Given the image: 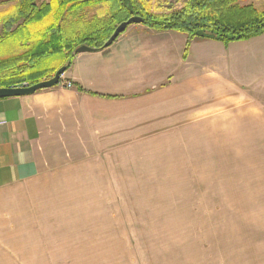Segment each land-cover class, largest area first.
Wrapping results in <instances>:
<instances>
[{
	"label": "crops",
	"instance_id": "1",
	"mask_svg": "<svg viewBox=\"0 0 264 264\" xmlns=\"http://www.w3.org/2000/svg\"><path fill=\"white\" fill-rule=\"evenodd\" d=\"M74 56L72 89L0 100V264H38L21 235L75 187L131 180L142 155L193 153L190 139L264 137V100L239 70L264 65V35L226 45L142 23Z\"/></svg>",
	"mask_w": 264,
	"mask_h": 264
},
{
	"label": "rangeland",
	"instance_id": "2",
	"mask_svg": "<svg viewBox=\"0 0 264 264\" xmlns=\"http://www.w3.org/2000/svg\"><path fill=\"white\" fill-rule=\"evenodd\" d=\"M143 1L163 16L188 0ZM246 4L264 9V0ZM15 7L0 3V19ZM88 16L70 34L86 38L99 21L111 20L93 9ZM3 34L0 23V39ZM23 51L5 40L0 60ZM47 65L61 69L55 60ZM245 67L240 75L253 81L264 100V65L250 59ZM187 142L180 149L193 153L165 154L163 160L142 155L131 180L75 187L69 202L38 217L36 232L21 235L37 247L38 264H264V137ZM15 236L8 241L17 242Z\"/></svg>",
	"mask_w": 264,
	"mask_h": 264
},
{
	"label": "trees",
	"instance_id": "3",
	"mask_svg": "<svg viewBox=\"0 0 264 264\" xmlns=\"http://www.w3.org/2000/svg\"><path fill=\"white\" fill-rule=\"evenodd\" d=\"M248 0H188L178 11L155 15L146 9L143 0H51L40 5L35 0H0L16 3L5 18L3 38L24 50L0 60V89L19 88L49 80L58 68L73 59L81 45L103 48L120 24L140 17L143 24L160 31H176L190 41L215 40L228 45L264 35V9L259 10ZM111 15V20L98 23L86 38L70 31L84 27L79 22L89 18L91 10ZM91 20V19H90ZM42 28L41 32L37 29Z\"/></svg>",
	"mask_w": 264,
	"mask_h": 264
},
{
	"label": "water",
	"instance_id": "4",
	"mask_svg": "<svg viewBox=\"0 0 264 264\" xmlns=\"http://www.w3.org/2000/svg\"><path fill=\"white\" fill-rule=\"evenodd\" d=\"M143 19L140 17H132L128 21L120 24L114 31L113 35L110 37V39L105 43L103 48H93L88 45H81L75 50V55H80L83 53H95L99 50L108 48L112 46L115 41L122 35L130 26L142 24ZM68 67H62L59 69L54 77L49 80H44L42 82H39L35 85L25 87V88H1L0 89V100L7 99V98H17V97H26V96H32L35 93L51 89L60 84V78L64 75V73L67 71Z\"/></svg>",
	"mask_w": 264,
	"mask_h": 264
},
{
	"label": "built area",
	"instance_id": "5",
	"mask_svg": "<svg viewBox=\"0 0 264 264\" xmlns=\"http://www.w3.org/2000/svg\"><path fill=\"white\" fill-rule=\"evenodd\" d=\"M60 83L67 89H72L74 87L72 83L63 81L62 77L60 78ZM25 87H29V85L24 84L20 88H25ZM5 124L6 122H0V128L3 127Z\"/></svg>",
	"mask_w": 264,
	"mask_h": 264
}]
</instances>
